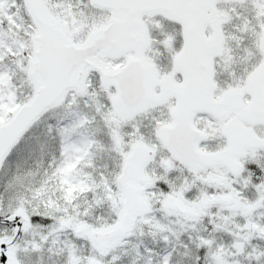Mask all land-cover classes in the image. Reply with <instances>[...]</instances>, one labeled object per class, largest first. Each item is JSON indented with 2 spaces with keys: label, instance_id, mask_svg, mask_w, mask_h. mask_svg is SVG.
Segmentation results:
<instances>
[{
  "label": "snow or ice",
  "instance_id": "obj_1",
  "mask_svg": "<svg viewBox=\"0 0 264 264\" xmlns=\"http://www.w3.org/2000/svg\"><path fill=\"white\" fill-rule=\"evenodd\" d=\"M0 264H264V0H0Z\"/></svg>",
  "mask_w": 264,
  "mask_h": 264
},
{
  "label": "water",
  "instance_id": "obj_2",
  "mask_svg": "<svg viewBox=\"0 0 264 264\" xmlns=\"http://www.w3.org/2000/svg\"><path fill=\"white\" fill-rule=\"evenodd\" d=\"M0 259H3L2 257H0Z\"/></svg>",
  "mask_w": 264,
  "mask_h": 264
}]
</instances>
